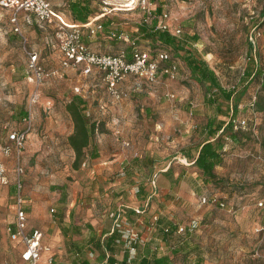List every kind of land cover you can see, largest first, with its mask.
<instances>
[{
	"label": "rangeland",
	"instance_id": "obj_1",
	"mask_svg": "<svg viewBox=\"0 0 264 264\" xmlns=\"http://www.w3.org/2000/svg\"><path fill=\"white\" fill-rule=\"evenodd\" d=\"M127 1L129 0H92L93 6L100 11L104 6L107 7L112 29L117 32L112 36L117 38L103 40L89 35L84 29L83 35L87 33L85 40L92 49L99 52H117L126 48L125 40L134 37L140 47L152 51L150 40L138 34L136 28L141 22L151 25L155 17L143 13L137 6L127 9ZM153 3L156 4L155 7H159V11L168 12L170 27H180L182 33L178 38L189 40L188 45L199 56L203 57L205 51H212L216 59L221 58L216 63L212 59L209 61L224 86L233 88L234 84L235 89L242 84L243 70L248 64L247 56L250 54L247 36L254 24L264 16V0H154ZM20 23L25 40L12 29L7 12L0 11V146L7 141L8 132L26 128V121L19 120L20 109L30 108V127L18 155L24 169L22 190L25 194L31 190H41L45 205L42 213L37 208L34 210L30 224L49 234L57 225L63 224L60 219L50 226V207L58 213L55 202L59 201L60 190H126L125 186H137L142 181H146L145 185L150 184L152 188L162 182L161 187L169 189L155 190V193L147 190L152 194L149 201L143 200V191L130 190L133 200L131 203L146 207L145 213L153 218L159 210L169 209L173 215L165 211L158 214L185 224L192 218L197 220L192 231L180 234L181 239L174 234L168 237L167 243L170 246L167 247L166 243L162 248L158 247L159 251H170L177 244L188 242L186 254L177 252L173 256L172 264H264V231H257L263 221L264 210L254 204V191L259 196L264 193V157L261 156V147L256 157L257 177L254 175V136L257 142L259 139L264 140V130H255L254 124L264 122V111H258L254 107L252 114L256 116V120L252 118L251 127H248L245 111L235 112V117L239 115L246 119V126L241 130L248 134L249 139L242 135L240 142L235 143L226 133L222 134L225 146L223 150L228 152L224 154L223 162L215 166V171L228 175L224 183L216 185L209 181L205 185L200 182L198 186L195 181L194 186H198L199 192L193 200L178 196L170 189L169 183L172 181V172L189 168L184 167L190 159L184 156L182 148H192L203 139L204 132L200 130L209 116L216 114L224 120L229 116L215 111V103L208 104L203 99L204 87L190 77V70L185 62L167 48L166 51L172 57L171 61L177 63L174 78L160 73L155 81H147L127 75L118 84L121 96L116 98L107 89L102 73L96 67L83 74L77 66H61V53L53 24L41 26L33 19L26 22L22 13ZM258 27L260 35L256 59L264 68V20ZM193 34L197 35L196 40L192 39ZM123 37L128 38L124 40ZM225 43L233 45L232 51L225 50ZM29 51L36 52L37 64L44 72L38 85L31 78ZM223 60H234L237 65L234 63L230 67L218 64ZM262 77L264 78V73ZM76 87L79 90L76 91ZM36 88L40 94L39 100L30 105L29 95ZM242 89L241 85L239 90ZM260 89V83L256 80L248 87L254 100L259 93L264 94V89ZM74 92L82 94L87 100L90 119L99 121L92 141L100 150L102 159H113L104 168L110 178L94 180L90 173L95 166L101 164L98 165L96 159L87 156L82 158L79 167H73L74 151L67 139L68 132L73 129V121L65 105ZM230 112L231 109L228 114ZM234 151L242 159L235 161ZM86 152L89 150L86 149ZM135 156L154 157L153 167H130ZM0 157L9 169V183L0 184V259H3L14 255V246L5 227L13 220V199L9 190H15L13 167L16 154L13 151L9 156L3 157L0 152ZM168 165L170 172L166 173ZM199 172L198 170L200 175ZM189 173L190 178L194 179L196 175H193L192 170ZM130 192L101 196H85L84 193L80 195L81 204L79 209L76 208L77 212L74 210L73 218L80 223L79 234L89 235L95 232L97 237L101 236L97 235L98 226H111L114 217L110 213L120 204L122 198L127 201ZM211 194L223 199L225 206L204 205L206 202L201 201L202 196ZM67 196L71 197L70 194ZM242 204L245 209L241 210L238 207ZM135 217L136 215L128 218L126 216L122 221L139 231V227L135 225ZM203 222L209 223L208 228H204ZM115 228L120 236L116 243L122 245V233L116 225ZM87 248L94 251L98 246L92 242ZM134 253L135 251L132 252Z\"/></svg>",
	"mask_w": 264,
	"mask_h": 264
},
{
	"label": "trees",
	"instance_id": "obj_2",
	"mask_svg": "<svg viewBox=\"0 0 264 264\" xmlns=\"http://www.w3.org/2000/svg\"><path fill=\"white\" fill-rule=\"evenodd\" d=\"M65 7L66 10L64 9V6L62 8L56 9L64 12L66 15H68V20L75 23H85L96 14L102 12L99 10V8L93 6L92 0H69ZM158 11L159 7H155L152 10L151 15H154L155 18L154 21H152L151 25L141 22L137 25L136 28L138 34L143 35L146 39L150 40L151 44L153 45V54L152 51H150L148 48L140 47L133 37L128 40L124 39L127 42V46L126 48L122 49L125 50L128 58H130L131 52L134 48L148 49L152 55L156 54L157 51L170 48L185 62L190 70V77L204 87V95L208 104H213L219 96H222L228 100H235V98H238L235 97L238 91L241 94L244 92H248V87L251 83H254V80H256L257 83H260V90L264 89V78L262 77L264 68L258 63L256 59V46L257 40L259 38V36L256 35V31L259 30L258 26L264 20V16H262V18H260L259 21L254 24V28L248 33L247 39L250 47L254 49V51L247 56L248 64L243 70V82L241 84L243 86V89L239 90V87L241 85H239L235 89L234 87L228 88L226 86H223L219 81L214 68H212L201 56H199L195 52L192 47H190V45H188L189 40H181L178 38V36L174 35L169 30L158 28L156 15L159 14L161 10L159 12ZM106 18L107 16L99 18V21L103 24V30L101 31H104L111 25L110 19L107 20ZM108 30L113 32L114 36L117 33L114 32L112 28H109ZM250 37L253 38L255 44L252 43ZM192 39L196 40L197 35L193 34ZM83 40L86 44H88L84 38ZM155 49L157 50L154 51ZM171 58V55H169V58L163 60L164 62L162 61L161 64L166 65L170 63L172 60ZM248 93L249 95H251L250 91ZM86 101L87 100L82 94L74 92V94L65 105L66 110L69 112L73 121V130L68 134L67 139L70 147L74 151V159L72 162L74 168L79 167L80 161L84 156H86V149L89 150L87 154L90 157H95L97 155V151L95 150L96 145L95 142L92 141V138L94 137L95 130L98 129L99 121H93L92 119H90L87 111ZM252 105L253 109L255 107V109L258 111H264V94L259 93L256 96V99L253 101ZM214 107L215 111H220L218 103L215 102ZM235 110L236 107L232 106L227 120L217 117L216 114H212L211 116H209L206 122L202 125V130H200L204 132L203 139L197 142V144H195L192 148L188 146L182 148L184 156L191 159L193 161L192 163L201 170L204 181H211L216 185H220L221 183L225 182V178H223L215 171V166L221 163L223 152H225L223 150L224 141L222 139V134L226 133V135L230 136L232 142L241 138L242 135H244L245 139H249L248 134H245L241 130L242 128H237L239 126L235 127V124L232 121L233 118L238 117H235ZM27 115V108H21L19 120L23 121V118L27 117ZM246 123L243 127L246 126ZM154 161V157L144 156L143 158H140L139 156H135L132 159V164L130 165V167H136L138 169H141L143 165L153 167ZM165 171L166 173L170 172L169 165L167 166ZM139 191H143V200L149 201L152 194L144 189L143 185L139 187ZM117 205L118 206L114 207L113 211L118 218H120L121 215H124L125 217L127 216L128 218V216L139 214V211H137L136 208H133L131 206H123L122 204ZM177 226L178 223L172 218L158 215L152 225L151 234L148 235V239L146 240L148 243H150V248L146 246L147 244L146 242H144V252L142 255H138L137 253H135L132 257L129 258L128 253H124L122 258L119 260L108 255V251H115V239L120 237L119 233L114 228L108 235L99 236L96 239H91V241L98 246L101 253L94 259V262L83 260L82 263L107 264L117 261L118 264H172L173 256L177 252L182 251L186 254L185 249L188 245V242L177 244L174 248L170 249V251H159V245L156 244V241L158 239H161L165 240L167 243L169 236L175 234L177 237H179V239H181L180 234L189 232L188 228H186L183 232H178ZM102 246L104 248H101ZM168 246H170L169 243H167V247ZM104 259H106V262L103 261ZM199 264H201V262Z\"/></svg>",
	"mask_w": 264,
	"mask_h": 264
},
{
	"label": "built area",
	"instance_id": "obj_3",
	"mask_svg": "<svg viewBox=\"0 0 264 264\" xmlns=\"http://www.w3.org/2000/svg\"><path fill=\"white\" fill-rule=\"evenodd\" d=\"M153 2L154 0H129L126 2L128 5L125 6H127L129 10L137 6L143 13L151 15L156 5ZM106 8L107 7L104 6L102 11H106ZM3 10L8 14L12 29L21 35V13L26 22H31V19H33L41 26L53 24L55 29L54 35L58 38L59 50L61 53V66H77L83 74L89 73L92 67H96L102 73V80L113 97L119 98L121 96L118 84L120 80L127 75H133L136 78L147 81H155L160 73L166 74L169 78H174L176 75L177 63L175 61H171L166 65L161 64L163 60L169 58L170 54L166 50L157 51L156 54L152 55L148 49L134 48L130 58H128L124 49H120L116 53L99 52L92 49L84 42L83 33L84 29H86L89 35H95L98 31L103 30V24L99 21L98 16L91 18L85 23L70 22L63 12L53 7L49 0H0V11ZM156 19L158 28L169 30L176 36L182 33L180 27H170L167 11L161 10L160 13L156 15ZM110 34L114 35L113 32H110ZM256 35H260L259 30L256 31ZM125 38L127 37H123V39ZM250 38L252 43L255 44L253 38ZM28 57V65L32 73L31 78L34 79L36 85H38L44 72L37 64V54L35 51H29ZM232 87H234V84ZM75 89L76 91L79 90L78 87ZM29 96V104L36 103L40 97L38 89H34ZM27 110L28 115L23 118V121L27 123L26 128L22 130L14 129L8 132L7 141L0 146V152L3 157L9 156L13 151H15L16 154V161L13 167V184L15 186L13 201L15 217L12 223L7 224L6 231L12 240H19L24 244V248L20 254V261L1 264H37L40 258V250L43 248L41 244L42 231L37 227L28 228L27 226L25 196L22 190V174L24 169L18 159L19 151L24 146L26 132L31 123V109L28 108ZM232 121L235 127L244 126L246 123V120L241 117L233 118ZM84 163L85 162H83V164ZM8 170L6 162L0 157V184L2 185L9 183ZM201 201L225 206L224 200L216 194L203 195ZM257 206L264 207V198L257 201ZM136 209L139 211V214H141V210L139 208ZM50 211L54 213L53 208H51ZM110 215L115 217L117 229L122 231V234L126 232L128 241L133 242L140 239V237L143 239L147 237L146 231L139 233L133 227L127 226L123 221H119L120 218H118L114 212H111ZM57 220H59V217L54 214L53 221L55 222ZM138 220L142 222L144 220L143 216H139ZM151 225H153L152 221L149 223L147 222L143 226L146 229L151 228ZM196 225L197 222L195 221H191L188 224L180 223L177 226V231L183 232L186 228L192 230ZM257 231H264V220L257 227ZM134 250L135 247L130 246V251L133 252ZM191 264H194V262Z\"/></svg>",
	"mask_w": 264,
	"mask_h": 264
},
{
	"label": "crops",
	"instance_id": "obj_4",
	"mask_svg": "<svg viewBox=\"0 0 264 264\" xmlns=\"http://www.w3.org/2000/svg\"><path fill=\"white\" fill-rule=\"evenodd\" d=\"M49 1L52 3L54 8H60V5L66 6V4L68 3L69 0H49ZM65 6H64V9L66 10ZM108 13H109L108 11H102L101 13H99L95 16H98V18L103 17V16H107L106 19L108 20L109 19ZM64 15L68 19V15H66L65 13H64ZM95 16H93V17H95ZM110 21L112 24L111 19H110ZM109 28H112V25H110L104 31H100L93 36H95V38L99 37L100 39H103V40H108V38H116V37H112L113 35L109 34L111 32L108 30ZM86 34L83 35L84 39L87 38ZM232 46L233 45H229V44L225 43V50H231ZM258 47H259V42L257 40V46H256L257 50H258ZM249 49H250L249 53L250 54L253 53L254 49H252L250 47V44H249ZM202 56H203L202 58L212 68H213V65L210 64L211 61H209V60L212 59L216 63L217 61H219L221 59V58L220 59L218 58L219 60L216 59V55L214 56V53L212 51H205V53ZM234 63L236 64V61H234V60H231L229 62H226L225 60H223L222 63H218V64H221V66L227 65V66L232 67L234 65ZM221 84L224 86V84L222 82H221ZM246 93L247 92H244L243 94L237 93V95L235 97H238V98H235V100H228L222 96H219L215 102L218 103V105L220 107V112L227 114V115H229L228 113H229V110L232 109V106L236 107L235 111L238 113H239V111H245V114L248 118V125H249L248 127H251L250 124H252V118H254L256 120V116H253V114H252V113H254V109H253V105H252V103L254 101V95H249V93L248 94H246ZM203 99H206L205 95H203ZM240 106H242V108L239 109L238 107H240ZM238 117L244 118L243 116H239V115H238ZM254 127H256L255 130H257L259 128L261 130H264V122L260 123L258 125L254 124ZM237 128H245V127L239 126ZM72 130L73 129H71V131L68 132V134L71 133ZM255 135L257 137V134H255ZM261 136L263 137V133H261ZM242 139H244V138H242ZM240 140H241V138H239L238 140H234L233 142L238 143V142H240ZM95 147H96L95 150L97 151V155L95 157H90L87 154L88 153L87 152L86 156L90 157L92 159H96L98 161L97 162L98 165L101 164V166H98V167L95 166L94 170H92L90 173V175L94 178V180H100L101 178L109 177L108 171H105L104 168L108 167L109 166L108 161H113V159H111V160L102 159L103 157H101V153H100V150L97 148V145ZM260 147L263 149V151H262L263 154H261V156L264 157V140L259 139V141L257 142L255 140V136H254V163H255L254 164V175H255V177H257V171H258V164H257L258 158H256V157H258L257 153L260 152V150H259ZM223 149H225V146H223ZM227 152L228 151L223 152V156H224V154H227ZM234 153H235V151H234ZM234 153H233V155H234ZM235 154H236L235 155V161L242 159V158H239V156H237L238 155L237 153H235ZM239 155H240V153H239ZM223 156H222L221 163L224 160ZM261 159H263V158L261 157ZM192 162L193 161L191 159H190V162H186L187 166H184V167H189V168L186 169L185 171L183 169H181L180 171L172 172V170H171V172H172L171 180L172 181L169 183L170 189L173 191L174 194L181 196V197L185 196L190 200H193L196 197V195H195L196 193L198 194L199 189H197V188H198L200 182H202L203 184L209 182V181H204L203 176L201 174V170ZM221 163H219V164H221ZM195 168H196V170L193 171V169H195ZM189 170H192V172L194 173L193 175H196L194 177V179L190 178ZM198 170L200 171L199 172L200 175L197 173ZM226 171H228V169ZM153 175H155V174H153ZM219 175H221L223 178L228 177V175L224 172L222 174H219ZM183 178H186V179H183ZM94 180H92V181H94ZM198 180H200V181H198ZM195 181H197L198 186H194ZM161 183L162 182H159L158 186H156V187L152 186V188H151L150 184L145 185V184H147V182L142 181V182H138L137 186H132L130 188H127L125 186L126 190H122L123 188H121L120 190H60L61 195L58 197L59 201L55 202V204L57 206V212L59 214L56 213L55 209L52 206L50 207V209L51 208L54 209V213L53 212L50 213V216L52 218V222H51L52 224H50V226L52 227L53 223H56L57 221L59 222L60 219H61V223H63V224L61 226L57 225V227H55L53 229V232L50 234L46 233V232L43 233V231H42L41 244H42L43 248H41V250H40V258H39L37 264H83L82 263L83 260H89L91 262H94L93 259L98 257V255L101 253L99 248L98 249L95 248L94 251L87 248L88 246H90L92 244L91 239H96V237H97L96 233L91 232L89 235L81 234V233L79 234V232L81 230V227L79 225L80 223L79 222L77 223L73 219L74 218V210L76 211V208L79 209V205L81 204V199L79 196L82 195L83 193L85 194V196H91L94 194H97V195L100 194V196H101L102 194L109 195L110 193L111 194H115V193L125 194V193H127V191L130 192V190H139V187L141 185H143L144 189L152 190V193H155L154 192L155 190H160V189L162 190L164 188V187H161L162 186V185H160ZM109 186L110 185H108V187ZM201 186L206 187L203 185H201ZM165 188L169 189L168 187H165ZM9 192L12 193V199H13V193L14 192L11 190H9ZM23 192H24V190H23ZM202 192L204 193V190H202ZM41 194H42L41 190H31V192L29 191V193L28 192L26 194L24 193L28 228L37 227V226L30 224V220H31V217L34 216V210H36V208H37L39 213H42V211H43V208L45 205H44V201H43L44 199L42 197L43 194L42 195ZM68 194H70L71 197H68L67 196ZM128 198H130V199H128ZM131 198H132V195L130 192L127 195V201H124V199L122 198V200H120L119 203L122 204L123 206H131L133 208H139L141 210V214H137L134 221H136L135 225H137V227H139L138 232L140 233V232L146 231L147 237L144 239L142 237H140V239L133 241V242H130V241H128V239L126 237V232H124V234L121 235V239L124 240L123 244L120 245V244L115 243V247H116L115 251L114 252H112L111 250L108 251V255L112 256L113 258H115L117 260L121 259L124 253H126V254L128 253L129 258L132 257L135 253H137L138 255H142L144 252L143 251V249H144L143 243L144 242H146V244H147L146 246H148V247L151 246L150 243H148L146 240L148 239V235L151 234L152 227L145 229V227L143 228V224H146L147 222L149 223L151 221L154 223L156 217L159 215L158 213H163L164 211L170 212L171 215H173L172 210L165 209V210H159L160 212H156L157 216H155V218L148 216L145 213L146 207H138L137 205L131 203V202H133V200ZM262 198H264V193H262L259 196L258 193L256 191H254V202L256 200V202L254 204L256 206H257V201L262 199ZM85 199H86V197H85ZM88 199H93V198L88 197ZM95 199H96V197H94V200ZM99 201H100V199H99ZM209 204H211V203L206 202V204H204V205L208 206ZM257 207H259V206H257ZM12 208H13V220L9 221L7 224L12 223L14 221V217H15L14 201H12ZM238 208H240L242 210V209H245V206L242 204ZM261 208H263V210H264V207H261ZM55 213L59 217V220L54 222L53 216ZM141 215L144 218V220L142 222L138 220L139 216H141ZM71 216H72V219H71ZM124 218H125V216L121 215L120 220L122 221ZM262 220H264V212L262 215ZM191 221L197 222V220L195 218H192L188 223H190ZM177 223L180 224L179 222H177ZM7 224H6V226H7ZM88 226H91V224L88 223ZM198 226L201 227V225H198ZM203 226H207V228H208L209 223L203 222ZM98 227L99 228L97 229V235H99V234L101 236L108 235L111 232V230H113L115 228V217L112 220V224L110 227L104 226V224H101ZM130 227L134 228V226H130ZM37 228H39V227H37ZM5 229H6V227H5ZM40 230H42V229H40ZM205 230H207V229H205ZM189 231H192V230H189ZM6 233H7V231H6ZM121 233H123V232L121 231ZM7 236L14 246V248H13L14 255H13V257H10V258H8L6 256L3 259H0V264L5 263V262L11 263V262L21 260L20 254L24 248V244L19 240H17V241L12 240L9 237L8 233H7ZM115 242H118V238L115 239ZM156 244L159 245L158 246L159 248H162V246L166 244V241L158 239L156 241ZM130 246L135 247V250H134L135 253L134 254H132V252L130 251ZM118 247H120V248H118ZM101 248H104V247L102 246ZM50 259H51V262H50ZM52 261H54V263ZM103 261L106 262V259H104ZM107 264H118V263L116 261L114 263H107Z\"/></svg>",
	"mask_w": 264,
	"mask_h": 264
}]
</instances>
